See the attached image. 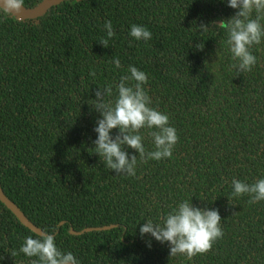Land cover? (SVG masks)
Wrapping results in <instances>:
<instances>
[{
    "label": "trees",
    "instance_id": "obj_1",
    "mask_svg": "<svg viewBox=\"0 0 264 264\" xmlns=\"http://www.w3.org/2000/svg\"><path fill=\"white\" fill-rule=\"evenodd\" d=\"M235 12L228 0H63L35 19L0 10V187L36 227L55 230L62 252L80 264H264V201L227 197L233 178H264V43L252 49L250 72L231 68L218 25ZM105 21L115 32L108 48L99 43ZM133 24L152 38L133 39ZM130 65L147 74L150 107L168 115L179 137L171 159L143 162L125 146L138 158L135 177L92 153L102 118L90 105L95 91L112 84L114 99ZM141 135L155 150L149 131ZM184 200L218 209L224 233L191 260L170 257L167 243L139 231ZM104 225L113 226L69 232ZM28 236L37 233L0 201V264L37 259L19 252Z\"/></svg>",
    "mask_w": 264,
    "mask_h": 264
},
{
    "label": "clouds",
    "instance_id": "obj_2",
    "mask_svg": "<svg viewBox=\"0 0 264 264\" xmlns=\"http://www.w3.org/2000/svg\"><path fill=\"white\" fill-rule=\"evenodd\" d=\"M24 0H0V10L6 14H16L22 11ZM228 7L236 9L235 14L227 20H222L218 28L226 29L228 51L234 63L231 68L238 74L247 73L257 63V57L252 53L256 45L264 43V0H228ZM106 38H101L100 44L108 48L109 40L115 35L111 21H105ZM208 26L199 24V31L206 32ZM129 35L137 40L147 42L152 33L144 26L133 24ZM195 47L203 50L204 44ZM116 68L121 67L120 60L114 58ZM130 75L120 77L115 86L97 87L92 108L102 117L96 122L94 131L97 133L93 141L92 153L99 155L104 165L117 175L136 176L138 158L129 156L125 146L134 149L139 154V160L171 159L174 148L179 140L176 129L169 125L167 114L150 107L152 100L146 90L148 76L135 66H129ZM95 76V73H91ZM113 129H118L115 137ZM147 129L155 150L148 151L144 147V136L141 130ZM232 192L228 197L230 204L234 198L249 196L248 203L264 201V178L248 184L235 178L231 181ZM221 216L218 209L194 207L188 200L181 201L172 211L161 218L160 223L151 220L143 223L140 235L150 234L161 244L170 246V257L184 256L188 260L197 255L209 252L214 243L224 235L221 227ZM53 233L41 231L37 238L26 237L19 252L31 259L30 264H80L72 252H62L55 243ZM150 246V242L149 245ZM11 256L17 255L12 251Z\"/></svg>",
    "mask_w": 264,
    "mask_h": 264
},
{
    "label": "water",
    "instance_id": "obj_3",
    "mask_svg": "<svg viewBox=\"0 0 264 264\" xmlns=\"http://www.w3.org/2000/svg\"><path fill=\"white\" fill-rule=\"evenodd\" d=\"M63 0H43L35 7H25L21 12L16 14H11L18 19H35L37 17L42 16L50 7L60 3ZM0 201L5 204V206L12 211V213L19 219V221L28 227L34 233H39L42 230L36 227L27 217L23 214V212L11 201L3 192L0 187ZM113 225H104L100 227H86L82 231H75L72 228L69 229V232L72 234H79L84 231H91V230H104L112 227Z\"/></svg>",
    "mask_w": 264,
    "mask_h": 264
}]
</instances>
